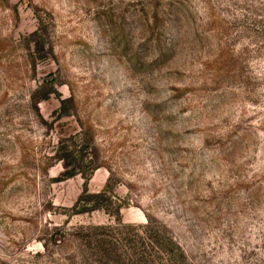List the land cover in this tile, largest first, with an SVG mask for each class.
<instances>
[{
	"label": "rangeland",
	"instance_id": "374dc122",
	"mask_svg": "<svg viewBox=\"0 0 264 264\" xmlns=\"http://www.w3.org/2000/svg\"><path fill=\"white\" fill-rule=\"evenodd\" d=\"M0 264H264V0H0Z\"/></svg>",
	"mask_w": 264,
	"mask_h": 264
},
{
	"label": "trees",
	"instance_id": "16d2710c",
	"mask_svg": "<svg viewBox=\"0 0 264 264\" xmlns=\"http://www.w3.org/2000/svg\"><path fill=\"white\" fill-rule=\"evenodd\" d=\"M67 173H68V174H71V173H72V171H70V170H69V171H67Z\"/></svg>",
	"mask_w": 264,
	"mask_h": 264
}]
</instances>
